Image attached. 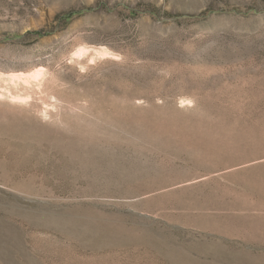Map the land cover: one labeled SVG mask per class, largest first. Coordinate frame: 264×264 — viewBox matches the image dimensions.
<instances>
[{
	"label": "rangeland",
	"instance_id": "obj_1",
	"mask_svg": "<svg viewBox=\"0 0 264 264\" xmlns=\"http://www.w3.org/2000/svg\"><path fill=\"white\" fill-rule=\"evenodd\" d=\"M0 264H264V0H0Z\"/></svg>",
	"mask_w": 264,
	"mask_h": 264
}]
</instances>
